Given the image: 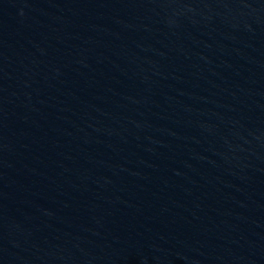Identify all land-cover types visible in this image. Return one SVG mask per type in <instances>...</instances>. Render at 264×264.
I'll list each match as a JSON object with an SVG mask.
<instances>
[{"label":"water","instance_id":"water-1","mask_svg":"<svg viewBox=\"0 0 264 264\" xmlns=\"http://www.w3.org/2000/svg\"><path fill=\"white\" fill-rule=\"evenodd\" d=\"M0 264H264V0H0Z\"/></svg>","mask_w":264,"mask_h":264}]
</instances>
